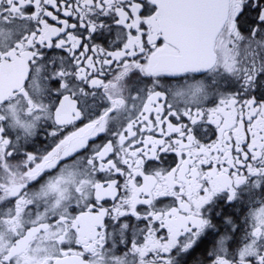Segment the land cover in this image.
Segmentation results:
<instances>
[{"label": "snow or ice", "instance_id": "snow-or-ice-1", "mask_svg": "<svg viewBox=\"0 0 264 264\" xmlns=\"http://www.w3.org/2000/svg\"><path fill=\"white\" fill-rule=\"evenodd\" d=\"M0 264H264V0H0Z\"/></svg>", "mask_w": 264, "mask_h": 264}, {"label": "flooded vegetation", "instance_id": "flooded-vegetation-1", "mask_svg": "<svg viewBox=\"0 0 264 264\" xmlns=\"http://www.w3.org/2000/svg\"><path fill=\"white\" fill-rule=\"evenodd\" d=\"M12 75H14V73H9V76L11 77ZM168 202H170V201H168Z\"/></svg>", "mask_w": 264, "mask_h": 264}]
</instances>
